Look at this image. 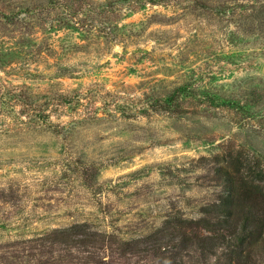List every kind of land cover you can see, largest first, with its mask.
I'll return each instance as SVG.
<instances>
[{
	"label": "rangeland",
	"instance_id": "374dc122",
	"mask_svg": "<svg viewBox=\"0 0 264 264\" xmlns=\"http://www.w3.org/2000/svg\"><path fill=\"white\" fill-rule=\"evenodd\" d=\"M259 163L264 0H0V264H228L122 246Z\"/></svg>",
	"mask_w": 264,
	"mask_h": 264
},
{
	"label": "trees",
	"instance_id": "16d2710c",
	"mask_svg": "<svg viewBox=\"0 0 264 264\" xmlns=\"http://www.w3.org/2000/svg\"><path fill=\"white\" fill-rule=\"evenodd\" d=\"M217 173L226 185V191L216 204L203 210L200 219L167 220L143 239L124 243V252L145 253L166 262L176 259L178 249L198 253L204 259L223 250L228 264L262 263L264 165L259 163L258 169L252 170L250 166L240 164L235 171L220 167ZM97 238L98 235L81 226L56 230L49 235V240L54 243L61 242L66 246L74 243L80 247H88Z\"/></svg>",
	"mask_w": 264,
	"mask_h": 264
}]
</instances>
